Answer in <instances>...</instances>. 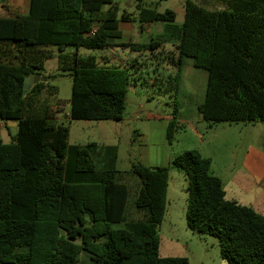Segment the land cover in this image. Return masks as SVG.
I'll use <instances>...</instances> for the list:
<instances>
[{
  "label": "trees",
  "instance_id": "trees-1",
  "mask_svg": "<svg viewBox=\"0 0 264 264\" xmlns=\"http://www.w3.org/2000/svg\"><path fill=\"white\" fill-rule=\"evenodd\" d=\"M144 1L137 0L134 17L120 14L114 0H30L27 14L0 0V122L6 130L16 123L8 144L0 138V264H189L159 255L171 168L187 179V228L217 238L227 264H264V217L226 198L209 158L190 150L168 167L134 163L128 175L139 182L133 207L142 215L127 221L130 190L115 169L116 148L70 146L68 128L55 117L57 88L43 75L54 56L57 71L72 78L69 120H122L128 89L140 76L133 64L96 54L113 47L173 71L176 89L185 59L205 71L197 106L203 121L264 123V0H220L228 7L222 11L187 1L180 26L173 11L157 12ZM120 22L163 24L174 43L169 60L160 63L156 40L111 45L121 39ZM30 74L43 80L25 90ZM174 104L169 145L183 129Z\"/></svg>",
  "mask_w": 264,
  "mask_h": 264
},
{
  "label": "rangeland",
  "instance_id": "rangeland-1",
  "mask_svg": "<svg viewBox=\"0 0 264 264\" xmlns=\"http://www.w3.org/2000/svg\"><path fill=\"white\" fill-rule=\"evenodd\" d=\"M187 1L209 11L228 8L220 0H145L143 5L160 13L173 11L176 16L174 25L180 26ZM114 2L120 14L136 16L137 0ZM11 3L16 5L15 1ZM133 26L132 33L136 41L146 43L156 40L162 45L160 51L163 55L159 61L166 63L173 40L167 38L163 24L146 27L135 22ZM130 54L131 59L126 64H133L140 78L137 86L128 89L126 109L121 121L69 120L67 115L70 111L72 78L69 74L57 71L56 56L45 61L43 72V75L52 77L50 84L57 88L51 104L58 122L69 130L68 144L84 147L95 143L99 147L116 148L115 169L126 174L124 182L130 190L127 221L138 220L142 215L133 207L139 182L128 175L131 166L134 163H148L150 166L168 167L170 159L190 150H197L203 157L211 159L214 175L221 177L228 200L251 207L264 217V173L262 176L251 173L245 162L247 158L253 160L258 157V153L264 158V123L203 121L197 106L204 99L205 71L194 68L192 61L185 59L184 78L181 77L176 89L173 80L169 78L173 71L164 70L165 67L159 62L146 61V57ZM156 68L157 71L154 70ZM174 101L179 119L186 123L183 129L176 131L174 141L169 145L165 140L164 118L173 113ZM9 134H15V127L6 130L0 122V138L6 144L10 142ZM169 180L165 217L158 232L159 255L163 258L185 257L189 264H227L220 256L217 238L198 235L186 226L187 179L184 173L171 168ZM115 227L121 228L123 224Z\"/></svg>",
  "mask_w": 264,
  "mask_h": 264
},
{
  "label": "crops",
  "instance_id": "crops-1",
  "mask_svg": "<svg viewBox=\"0 0 264 264\" xmlns=\"http://www.w3.org/2000/svg\"><path fill=\"white\" fill-rule=\"evenodd\" d=\"M10 1L11 2L15 1L16 5H13V3H11ZM6 3L12 10H16V11L22 13V14H27L28 10H29V6H30V0H7ZM3 12L4 11H3V9H2V7L0 5V15H2ZM154 26H155V24H152V25H149V26H146V27H154ZM133 28H134V26L131 23L120 22L119 23V30L122 33L121 39L120 40H110L109 43L111 45H113V46H116V45H119L121 43L125 44V43H128L130 41H133V42L136 41V39L134 37V34L132 33ZM84 53L85 54H89L91 52L84 51ZM96 54L98 56H105L110 62H115L116 64H123V63H125V62H127L128 60L131 59L130 52H128L127 50H122V49L113 48V47H111V48H109L107 50H104V51L96 52ZM148 58H149V56L146 55V60ZM182 75H183V72H182ZM182 78H184V77H182ZM169 118L170 117L164 118V120H166L164 122L165 131H166V127H167V123L169 121ZM185 123H186V121H183L182 119H179V117H178V124L179 125L183 126V125H185ZM10 127H13V126H10ZM195 133L200 137V135L198 134V132L196 130H195ZM258 155L259 156L254 158L253 160L250 159V158H247L245 162H247L246 165L250 169L251 173H254V174L258 175V176H262L263 173H264V160H263L264 158H263L261 153H258ZM171 160L172 159H170L169 163L171 162ZM146 164L147 165H145V166H148V167H157V166H150L148 163H146ZM210 171H211L212 175H214L213 162L212 161H211ZM170 176H171V170H170L169 178H170ZM214 176L218 177L221 180L222 186H223V181H222L221 177L217 176V175H214ZM169 183H170V180H168L166 200L168 198ZM223 189H224V187H223ZM224 191H225V189H224ZM225 195H226V192H225ZM185 209H186V207H185Z\"/></svg>",
  "mask_w": 264,
  "mask_h": 264
},
{
  "label": "water",
  "instance_id": "water-1",
  "mask_svg": "<svg viewBox=\"0 0 264 264\" xmlns=\"http://www.w3.org/2000/svg\"><path fill=\"white\" fill-rule=\"evenodd\" d=\"M43 79L38 74H30L28 77L24 79V89L29 90L34 84ZM9 126H16V123H10Z\"/></svg>",
  "mask_w": 264,
  "mask_h": 264
}]
</instances>
